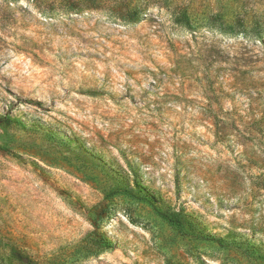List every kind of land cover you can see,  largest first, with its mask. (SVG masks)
<instances>
[{
    "label": "rangeland",
    "instance_id": "obj_1",
    "mask_svg": "<svg viewBox=\"0 0 264 264\" xmlns=\"http://www.w3.org/2000/svg\"><path fill=\"white\" fill-rule=\"evenodd\" d=\"M257 28L264 0H0V264H264Z\"/></svg>",
    "mask_w": 264,
    "mask_h": 264
},
{
    "label": "trees",
    "instance_id": "obj_2",
    "mask_svg": "<svg viewBox=\"0 0 264 264\" xmlns=\"http://www.w3.org/2000/svg\"><path fill=\"white\" fill-rule=\"evenodd\" d=\"M186 16L184 14L179 15V17H177V22H182L183 19ZM253 35H255L258 38H263L264 37V31L260 30L259 28L255 29V31H253ZM5 119L4 116H0V120ZM160 215L162 217H164L166 220H168L170 223H172L173 225H175L176 227L180 228L182 225V220L180 218V213L179 212H171V213H167V212H160ZM206 236L205 239L214 241L216 243H218L219 245H233L235 247H239V246H243L245 252H253L254 250L257 251L256 247L254 245H250L249 243H243L242 241H236L234 239L232 240H227L224 238H220V237H216L213 235H204ZM95 248V250L92 251L93 254H96L98 252H101L103 250H107L110 249L113 244L112 242L107 238L104 237L103 235H101L99 238H97L95 240V243L92 244ZM10 257L12 259H14L17 263L19 264H40L38 262H36L30 255L21 252L20 250L16 249V248H12L10 251Z\"/></svg>",
    "mask_w": 264,
    "mask_h": 264
}]
</instances>
